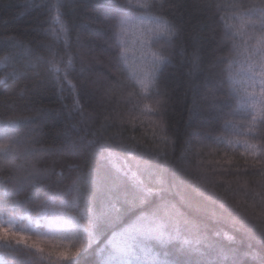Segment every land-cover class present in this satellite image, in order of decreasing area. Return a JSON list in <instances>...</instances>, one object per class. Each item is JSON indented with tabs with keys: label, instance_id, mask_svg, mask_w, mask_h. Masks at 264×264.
Wrapping results in <instances>:
<instances>
[{
	"label": "snow or ice",
	"instance_id": "obj_1",
	"mask_svg": "<svg viewBox=\"0 0 264 264\" xmlns=\"http://www.w3.org/2000/svg\"><path fill=\"white\" fill-rule=\"evenodd\" d=\"M43 7L49 25L44 31L53 42L32 46L14 35L0 39V84L7 89L9 82L43 65L61 99L70 101L62 107L79 118L74 127L83 125V134L59 149L37 147L44 110L24 114L12 97L0 104V164L12 170L7 179L0 177V264H264V210L249 212L216 191L219 178L232 171L222 165H231L237 153L264 160V0L204 5L209 12L215 9L218 26L223 22L222 36L216 41L214 31L206 36L199 21H189L190 53L184 46L185 23L176 18L183 15L182 0H108L109 14L100 24L112 33L109 45L116 49L119 75L96 103H91L89 84L76 76V55L81 74L85 64L95 60L88 59L87 52H72L73 25L64 10L75 12L76 4L47 0ZM229 18L235 22L229 23ZM130 28L137 30L134 43L139 44L138 56L134 53L131 60L126 41ZM209 39L216 42L214 51L228 50V56L215 57L211 66L223 65L219 83L227 86L229 102L217 103L214 89L206 97L222 134L194 133L201 147L193 152L192 139H187L176 157L183 176L196 173L195 191L218 205L208 213L210 222L202 224L159 197L164 190L159 162L167 164L169 153L176 152L165 120L171 91L161 80L178 54L188 65L185 75L194 82L203 71L202 53ZM241 54L245 64L234 73L235 57ZM121 105L126 112L119 111ZM241 108L251 111L235 123L230 117ZM136 120L144 128L140 139L124 135L125 124L136 131ZM112 128L116 131L110 132ZM53 155L75 159L45 160L43 168L34 162ZM81 158L83 166L75 162ZM151 185H159V190ZM89 256L95 259L88 261Z\"/></svg>",
	"mask_w": 264,
	"mask_h": 264
},
{
	"label": "trees",
	"instance_id": "obj_2",
	"mask_svg": "<svg viewBox=\"0 0 264 264\" xmlns=\"http://www.w3.org/2000/svg\"><path fill=\"white\" fill-rule=\"evenodd\" d=\"M55 2V0H53ZM108 0H68L69 6L76 4L75 12L68 9V18L71 20L73 30L71 33L72 52L88 53V59L95 57V60L90 64L86 63L84 71L81 74L80 56L76 55V76L89 84V91L93 94L91 103H96L104 89L108 87L112 81L118 77L115 67L116 49L110 47L109 40L112 35L111 31L106 26H101L100 21L105 15L109 14L107 7ZM116 2V0H113ZM233 0H182L185 8L181 11L183 15H177V20L185 23L186 32L184 46L191 52L190 43L187 41V33L191 31L189 21L195 24L198 21L202 27H205V35L211 36L215 32L216 41L222 36V23L218 26V16L213 15L215 9L209 12L204 8L208 4H228ZM245 3L248 0H244ZM47 0H0V39L9 35H14L24 42L31 41L32 46L38 42L50 43L52 37L47 35L44 29L49 25L45 23L47 20L46 9L43 5ZM196 6H200L197 8ZM224 14L228 15V9H225ZM229 23L235 21L228 19ZM133 29H129L126 37L129 49L128 56L131 59L136 58L139 44L134 43ZM77 33L80 34L79 44L76 43ZM239 37L237 40L239 41ZM62 49V42L60 44ZM135 48V49H134ZM216 49V42L209 39L203 50V71L197 73L190 83L185 75L188 71L187 63H181L182 57L178 54L173 57V66H169L162 77V86H167L171 91L172 99L170 106L165 116L166 126L169 136L176 141L175 156L170 152L168 162L165 164L163 159L160 160V174L164 178V190L159 192V197L165 201H169L176 205V208L185 216L197 223H209L208 213L213 208H217L213 201L208 200L203 195L198 194L193 188L196 173L193 172L191 178L183 176L176 164V157L179 156L180 149L183 147L185 140L192 139L193 152L197 147H201L197 143V138L194 133L201 135H220L222 134L221 122L216 119V113L210 111L207 107L206 97L209 95V90L214 89L216 92L217 103L227 104L228 97L225 95L227 86L221 87L220 80L222 79L223 65L215 64V57L228 56L227 48ZM131 52H135L133 56ZM2 54V53H0ZM134 54V53H133ZM245 64L244 55L235 57L233 72H239L242 65ZM92 82H95L93 84ZM20 89H25L24 94L19 95ZM257 93L259 88H256ZM66 95V94H65ZM12 97L15 106L24 114L30 113L34 109L44 110L45 118L38 126L37 132L42 141L37 147L45 149H59L61 144L66 140H75L79 135H82L81 128L74 127L77 124L78 117L75 114L69 115L63 104L70 103L68 100H62L59 95V90L53 83H50L45 76L44 66L41 65L36 69L27 73V76L17 81L9 82L7 89L3 84H0V104ZM86 102L87 99H86ZM190 110L191 115H190ZM119 111L126 112L127 109L121 105ZM229 111L225 108V112ZM251 109H238L234 117H230L235 123H240V117L247 114ZM152 119H155L154 117ZM140 120H136V131L131 130V126L125 124L123 127L128 129L124 135H136L138 139L144 132V128L140 126ZM145 128H147V138L151 139L152 128L149 125V119L143 120ZM24 130L22 129L21 132ZM116 129H110V132H115ZM209 142L205 141L207 145ZM208 147H203L202 152L207 153ZM220 155H223L221 153ZM231 156V152L229 153ZM205 158H209L205 156ZM63 159L66 162H72L75 158L53 155L51 157L34 158L37 167H45V160ZM231 165H222V167L231 169V173L221 176L218 180L216 191L227 198L230 204H238L240 208H247L249 212L259 214L264 210V160H259L251 155L241 157L237 153L232 157ZM83 166V158L75 160ZM23 163V161H18ZM156 161H153L155 164ZM193 165L195 164L194 157L192 158ZM90 167V165H89ZM239 168L237 172L236 169ZM12 170L6 165L0 164V177L7 179ZM183 176V183L180 178ZM228 182V183H226ZM223 184V187L219 185ZM159 190V185H151ZM227 189V191H226ZM159 197H157L159 199ZM184 198V200L181 199ZM184 201L191 202V206ZM35 215V211H32ZM214 223V222H213ZM115 226V225H114ZM95 257L89 256L88 261L94 260Z\"/></svg>",
	"mask_w": 264,
	"mask_h": 264
},
{
	"label": "rangeland",
	"instance_id": "obj_3",
	"mask_svg": "<svg viewBox=\"0 0 264 264\" xmlns=\"http://www.w3.org/2000/svg\"><path fill=\"white\" fill-rule=\"evenodd\" d=\"M132 31H133L132 32L133 33V40H138V32H137V30L133 29ZM133 53H135V52H133ZM133 53L131 52V54L134 56ZM137 56H138V52H137Z\"/></svg>",
	"mask_w": 264,
	"mask_h": 264
}]
</instances>
